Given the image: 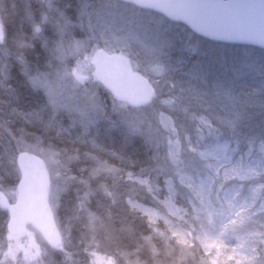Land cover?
Returning <instances> with one entry per match:
<instances>
[{
  "label": "trees",
  "instance_id": "obj_1",
  "mask_svg": "<svg viewBox=\"0 0 264 264\" xmlns=\"http://www.w3.org/2000/svg\"><path fill=\"white\" fill-rule=\"evenodd\" d=\"M37 8L35 0H1L4 30L30 42L27 23L37 17ZM33 40L24 55L0 57V176L8 177L1 182L16 184L19 151L40 157L54 152L63 186L55 195L51 176V208L57 225L69 226L74 241L85 243V258L96 255L115 264H264V154L251 144L264 140V129L226 130L213 121L216 111L201 112L207 103L189 104L186 113L178 112L181 117L171 114L183 119L175 126L181 142L176 155L162 145L159 132L148 135L109 110L107 102L114 99L95 81L88 86L100 108L89 119L74 113L71 118L25 79L23 64L37 67L31 51L41 55ZM17 56L24 62L17 64Z\"/></svg>",
  "mask_w": 264,
  "mask_h": 264
},
{
  "label": "rangeland",
  "instance_id": "obj_2",
  "mask_svg": "<svg viewBox=\"0 0 264 264\" xmlns=\"http://www.w3.org/2000/svg\"><path fill=\"white\" fill-rule=\"evenodd\" d=\"M57 1L35 0L39 13L27 23L31 25L30 35L33 34L28 43L4 30L0 14L4 30L0 57L4 58L9 52L24 55L29 50L27 46L33 47L30 46L33 39L38 41L42 56L34 53L35 48L30 54L37 67H26L24 63L22 68L27 83L45 94L54 109L66 108L71 118L74 113L89 119L91 113L100 108L99 99L92 96L88 85L94 81L95 53L102 48L118 54L133 71L148 78L158 95L144 108L145 111L139 113L130 111L118 100L107 102V107L130 120L128 122L133 123L135 129L141 127L148 135L159 132V139L167 151L178 155L181 146L175 126L181 127L183 119L171 114L186 113L191 109L189 104L193 103H207V108L201 107V112L208 116L216 111V116L211 114L213 121L215 124L219 121L216 125L226 130L264 129L261 117L264 116L263 51L200 39L160 15L116 0H72L71 11ZM19 60L17 64L24 62L22 57ZM208 90L214 92L206 94ZM208 95L210 97L206 99ZM146 124L149 126L143 129L142 125ZM251 144L261 146L264 154L263 139H254ZM43 156L50 181L52 176L54 182L53 191L59 195L63 178L57 155L48 152ZM0 179L8 177L0 176ZM7 185L0 181V192L13 201L16 192ZM59 225L63 242L56 250L50 249L31 229L17 238L8 236L4 229L0 236V264H68L67 261L72 264H115L96 255L85 258V243L77 244L69 226Z\"/></svg>",
  "mask_w": 264,
  "mask_h": 264
},
{
  "label": "water",
  "instance_id": "obj_3",
  "mask_svg": "<svg viewBox=\"0 0 264 264\" xmlns=\"http://www.w3.org/2000/svg\"><path fill=\"white\" fill-rule=\"evenodd\" d=\"M139 9L155 12L167 20L185 26L193 34L212 42L247 46L264 50V0H118ZM0 23V44L3 43ZM95 80L114 99L124 100L132 108L147 106L155 90L147 78L132 72L123 58L96 52ZM15 164L20 174L16 202L10 205L0 194V207L8 211L7 232L19 237L30 227L51 249L62 244V237L49 206L50 180L40 157L22 152Z\"/></svg>",
  "mask_w": 264,
  "mask_h": 264
},
{
  "label": "flooded vegetation",
  "instance_id": "obj_4",
  "mask_svg": "<svg viewBox=\"0 0 264 264\" xmlns=\"http://www.w3.org/2000/svg\"><path fill=\"white\" fill-rule=\"evenodd\" d=\"M63 1V2H62ZM58 0L57 1V3H62V4H64L66 7L68 6V8L67 9H69L68 11H71V9H72V7H70V6H73V4L72 3H70V1L68 2L67 0ZM69 3V4H68ZM15 187H16V184L14 185V190H15ZM9 200V202L10 203H13V202H11V200L10 199H8ZM15 200V199H14ZM1 211H0V213H1V217H0V223H2L3 222V224H4V229H6V226H7V222H8V211H6V210H2V209H0ZM1 225V224H0Z\"/></svg>",
  "mask_w": 264,
  "mask_h": 264
}]
</instances>
